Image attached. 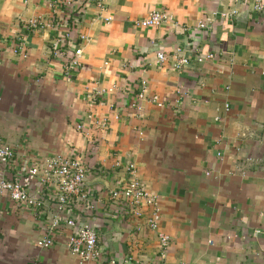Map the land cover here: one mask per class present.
Masks as SVG:
<instances>
[{
  "label": "crops",
  "instance_id": "obj_1",
  "mask_svg": "<svg viewBox=\"0 0 264 264\" xmlns=\"http://www.w3.org/2000/svg\"><path fill=\"white\" fill-rule=\"evenodd\" d=\"M77 4L76 19L54 14L73 43L86 37L65 75L53 33L27 29L51 18L47 2L0 0V139L14 153L0 171L42 202L32 210L0 194V264H78L66 219L93 228L115 264H264V10L234 0ZM155 10L164 24L135 25ZM177 48L189 66L158 63ZM51 157L86 169L83 198L62 206L55 186L36 189ZM130 164L158 200L155 231L109 201ZM159 234L169 238L164 260ZM45 238L51 246L39 247Z\"/></svg>",
  "mask_w": 264,
  "mask_h": 264
},
{
  "label": "built area",
  "instance_id": "obj_2",
  "mask_svg": "<svg viewBox=\"0 0 264 264\" xmlns=\"http://www.w3.org/2000/svg\"><path fill=\"white\" fill-rule=\"evenodd\" d=\"M47 7L52 11L51 18L48 19H34L27 22V29L33 31H47L54 35V43L51 45L53 50V56L58 58L63 65L65 75H69L73 68H78L80 63L79 59L82 56V43L86 41V37L79 35L78 43L75 41L71 31L67 26L60 22L55 13L57 11H64L67 13V18H74L77 12L79 0H45ZM86 3H92L98 9H102L105 4V0H83ZM236 3L245 1L251 7L253 12H261L264 10V0H234ZM232 11L231 14H234ZM110 19H107L109 21ZM75 21V20H74ZM78 22V21H77ZM166 22V16L164 12L155 10L150 12L145 18L138 20L135 25L139 27H156ZM198 27L203 29L206 27L204 23H199ZM61 45V50L57 49V46ZM60 51V52H59ZM61 51L63 53H61ZM158 63H165L168 59L172 61L174 69L181 70L189 66L190 58L185 54L181 48L175 49V51L169 55L164 53H158ZM214 56L207 54L203 60H211ZM198 61H202L199 57ZM146 82L142 81L139 85V92L137 98L143 100L145 98ZM156 102V101H151ZM157 106L160 104L157 103ZM226 110L228 105H224ZM78 128H81L79 126ZM14 157L13 149L9 144L4 143L0 139V167L5 170L11 163ZM46 167V173L42 179H40L37 190H44L46 187L55 186L57 188V201L60 205L64 206L72 197L83 198L84 191L82 186L86 179V169L76 158H64V157H51L46 159L44 163ZM128 180L127 183L116 189H112L108 198L111 204L118 208V205L122 203L123 213L130 218H134L136 221L142 222L148 230L155 231L157 228V216L159 213V206L157 198L152 195L146 188L136 179L134 165L130 164L127 167ZM26 175L32 178L34 175V169L27 170ZM26 184L22 182L21 178L7 179L3 175V171H0V194H5L8 198L19 206H23L32 210H38L42 206L41 199L32 194L30 190L26 189ZM115 208V209H117ZM59 221L53 219L50 229L58 226ZM64 224L71 229V233L66 240V247L71 255L76 257L78 264H115L113 260L104 259L99 249V238L96 231L88 225L76 224L75 220L66 219ZM158 248L159 256L162 260L166 257V248H168L169 238L167 235L159 234ZM41 248H49L52 244L50 238H45L37 242ZM186 264V263H181Z\"/></svg>",
  "mask_w": 264,
  "mask_h": 264
}]
</instances>
